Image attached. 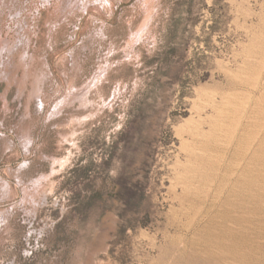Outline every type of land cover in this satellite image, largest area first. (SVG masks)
<instances>
[{
    "label": "rangeland",
    "instance_id": "1",
    "mask_svg": "<svg viewBox=\"0 0 264 264\" xmlns=\"http://www.w3.org/2000/svg\"><path fill=\"white\" fill-rule=\"evenodd\" d=\"M0 264H264V0H0Z\"/></svg>",
    "mask_w": 264,
    "mask_h": 264
}]
</instances>
